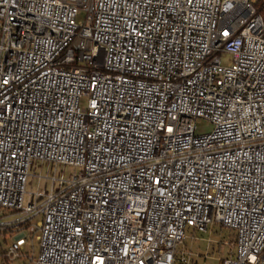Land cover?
I'll return each instance as SVG.
<instances>
[{
	"label": "built area",
	"instance_id": "1",
	"mask_svg": "<svg viewBox=\"0 0 264 264\" xmlns=\"http://www.w3.org/2000/svg\"><path fill=\"white\" fill-rule=\"evenodd\" d=\"M258 1L0 0V264H264ZM214 226L232 257L178 250Z\"/></svg>",
	"mask_w": 264,
	"mask_h": 264
},
{
	"label": "rangeland",
	"instance_id": "2",
	"mask_svg": "<svg viewBox=\"0 0 264 264\" xmlns=\"http://www.w3.org/2000/svg\"><path fill=\"white\" fill-rule=\"evenodd\" d=\"M85 19V13H81L78 17V21L83 22ZM232 62L231 56H223V63L228 65ZM88 99L83 97L80 101V105L82 108L87 107ZM212 125L207 123L206 121H201L198 126V133H208L211 132ZM75 172H79V170L75 169L74 167L66 166V165H54L44 162H34L30 171L29 182L27 186L28 193H36L39 192L40 194H44L45 192H50L52 187V180L54 176L64 177L65 179L71 178ZM29 195H27V200ZM8 214V210L0 209V216H4ZM36 220H40V217L36 218ZM186 234L188 236L185 244L179 245V251H193L195 254L205 255L206 253L210 254V256L215 257H223L229 258L235 254L236 249H234L230 244L231 236L233 235V231L228 228H223L220 226L212 227V234L209 233H200L195 232L193 228L187 227ZM193 237H195L193 239ZM209 239L223 241L222 247L220 248L218 244H210ZM1 244V242H0ZM3 247L6 248V243H3ZM35 252L33 254L32 251V243L31 241L26 246V250L23 251L22 258L18 259L15 264H31L28 257L32 255L38 257L39 255V244L35 241L34 244ZM1 251V247H0ZM221 251V252H220ZM221 253V256H220ZM217 258L213 261L211 260L210 264H216Z\"/></svg>",
	"mask_w": 264,
	"mask_h": 264
},
{
	"label": "trees",
	"instance_id": "3",
	"mask_svg": "<svg viewBox=\"0 0 264 264\" xmlns=\"http://www.w3.org/2000/svg\"><path fill=\"white\" fill-rule=\"evenodd\" d=\"M256 6L259 10H261V14L264 18V8H262L264 6V0H259Z\"/></svg>",
	"mask_w": 264,
	"mask_h": 264
}]
</instances>
